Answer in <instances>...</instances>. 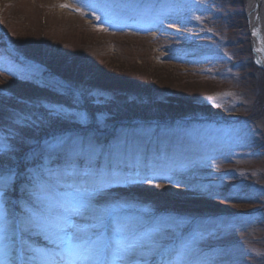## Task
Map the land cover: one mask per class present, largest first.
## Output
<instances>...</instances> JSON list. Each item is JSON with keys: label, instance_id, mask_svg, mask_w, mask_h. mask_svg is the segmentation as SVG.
I'll return each instance as SVG.
<instances>
[{"label": "rangeland", "instance_id": "obj_1", "mask_svg": "<svg viewBox=\"0 0 264 264\" xmlns=\"http://www.w3.org/2000/svg\"><path fill=\"white\" fill-rule=\"evenodd\" d=\"M252 47L247 0H0V136L12 134L20 172L9 208L25 203L45 140L88 137L129 170L101 205H121L157 253L175 241L186 264H264V69ZM61 107L87 124L48 116ZM7 244L0 262L15 264Z\"/></svg>", "mask_w": 264, "mask_h": 264}, {"label": "snow or ice", "instance_id": "obj_2", "mask_svg": "<svg viewBox=\"0 0 264 264\" xmlns=\"http://www.w3.org/2000/svg\"><path fill=\"white\" fill-rule=\"evenodd\" d=\"M48 116L81 125L89 119L85 112L69 113L62 107L50 109ZM18 124L26 127L32 120L23 116ZM15 152L12 134L0 136V245L7 239L10 252L31 253L40 264H137L138 260L150 264L147 256L163 247L151 232L141 233L122 218L118 213L121 205L100 203L111 196L109 189L130 179L118 154L110 151L105 157L104 148L88 137L52 136L32 153L34 161L39 157L43 163L24 173L25 203L9 208L7 196L15 193L20 181V172L11 165ZM5 158L8 167L2 165ZM141 163L150 170L147 163ZM143 169L134 167L132 172L139 174ZM33 232L43 238L42 247L26 243ZM162 264H186L184 247Z\"/></svg>", "mask_w": 264, "mask_h": 264}, {"label": "bare ground", "instance_id": "obj_3", "mask_svg": "<svg viewBox=\"0 0 264 264\" xmlns=\"http://www.w3.org/2000/svg\"><path fill=\"white\" fill-rule=\"evenodd\" d=\"M247 12L254 36L253 48L259 63L264 67V0H247Z\"/></svg>", "mask_w": 264, "mask_h": 264}, {"label": "trees", "instance_id": "obj_4", "mask_svg": "<svg viewBox=\"0 0 264 264\" xmlns=\"http://www.w3.org/2000/svg\"><path fill=\"white\" fill-rule=\"evenodd\" d=\"M140 231V230H139ZM170 245H176L175 241H171ZM157 262L162 263V261L167 260V252L166 250L162 251L160 254L157 253ZM175 257H171L169 260L174 259Z\"/></svg>", "mask_w": 264, "mask_h": 264}]
</instances>
